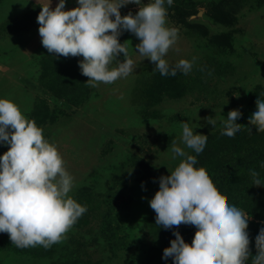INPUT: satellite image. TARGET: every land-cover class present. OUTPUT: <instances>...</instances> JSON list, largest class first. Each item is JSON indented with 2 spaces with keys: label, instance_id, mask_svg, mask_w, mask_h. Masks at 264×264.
Returning a JSON list of instances; mask_svg holds the SVG:
<instances>
[{
  "label": "rangeland",
  "instance_id": "rangeland-1",
  "mask_svg": "<svg viewBox=\"0 0 264 264\" xmlns=\"http://www.w3.org/2000/svg\"><path fill=\"white\" fill-rule=\"evenodd\" d=\"M75 6L76 0H66L64 7ZM138 8L129 3L120 12ZM165 8L166 24L177 29L165 58L170 65L195 58L191 71L161 75L135 49L139 38L123 30L118 39L134 61L133 72L92 86L78 65L82 56L42 45L36 0H0V97L14 101L57 146L74 177L69 195L86 206L48 248L17 247L0 232V264H166L163 248L174 233L155 223L149 199L158 178L179 162L171 147L174 140L185 147L182 121L207 136L223 131L230 113L240 114L237 126L251 125L255 101L264 99V0H173ZM217 145L215 165L233 169V151ZM8 147L0 144V154ZM218 170L205 172L207 179ZM227 193L216 192L224 200Z\"/></svg>",
  "mask_w": 264,
  "mask_h": 264
},
{
  "label": "clouds",
  "instance_id": "clouds-1",
  "mask_svg": "<svg viewBox=\"0 0 264 264\" xmlns=\"http://www.w3.org/2000/svg\"><path fill=\"white\" fill-rule=\"evenodd\" d=\"M40 5L36 19L42 45L51 53L82 56L78 65L89 77V85L111 83L134 70V61L118 39L123 30L134 33L138 53L154 62L161 75L185 74L193 60L180 58L170 65L165 54L177 40V29L166 24L165 3L173 0H76L77 6L65 10L66 0H36ZM139 5L135 14L122 15V5ZM124 59H117L119 54ZM115 61V64H113ZM256 110L248 117L256 131H264V99L257 97ZM210 124L215 118L205 117ZM239 113H230L222 138L231 140L241 131ZM202 127V125H198ZM197 126V127H198ZM196 128V127H195ZM182 121L180 142L171 152L180 157L168 175H161L159 187L149 199L155 210V223L171 228L175 238L163 248L162 259L172 264H246L250 257L248 215L235 204L221 199L196 166L208 136L195 132ZM251 131V128L249 129ZM0 144L8 145L0 154V232H7L17 247L37 244L45 248L62 240L67 230L86 211V206L69 195L74 177L64 166L57 146L43 136V129L9 98L0 97ZM253 184H264L256 170H250ZM143 184V182H142ZM186 223L196 233L192 249L173 225ZM256 254L251 264H264V226L255 236Z\"/></svg>",
  "mask_w": 264,
  "mask_h": 264
},
{
  "label": "trees",
  "instance_id": "trees-1",
  "mask_svg": "<svg viewBox=\"0 0 264 264\" xmlns=\"http://www.w3.org/2000/svg\"><path fill=\"white\" fill-rule=\"evenodd\" d=\"M223 131H216L208 135L206 148L210 147L211 151H207L204 147L203 151L198 153L197 166L203 167L205 172H211L215 167H218L217 177L214 176L213 172L211 173L218 180L215 182L214 177L211 178L212 181L209 180L214 190L217 193L218 191L228 192L227 201L241 208L249 217L254 218V220L248 219L246 229L249 233L250 250V257L246 264H251V256H254L257 251L255 236L260 227L264 226V184H253L250 170H256L259 179L264 183V131L257 132L254 125L242 126L240 133L231 140L222 138L221 133ZM218 141L221 143L220 148L223 150L229 148L233 151V169H226L225 171L222 164L215 165ZM214 148L215 152H213ZM209 177L211 176L209 175ZM180 233L191 251L196 233L190 230L188 226ZM169 236V242L175 238L174 235ZM168 263L172 264V259Z\"/></svg>",
  "mask_w": 264,
  "mask_h": 264
}]
</instances>
